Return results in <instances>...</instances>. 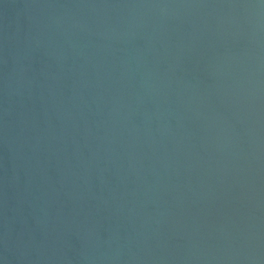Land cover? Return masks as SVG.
Returning <instances> with one entry per match:
<instances>
[{
	"label": "water",
	"instance_id": "1",
	"mask_svg": "<svg viewBox=\"0 0 264 264\" xmlns=\"http://www.w3.org/2000/svg\"><path fill=\"white\" fill-rule=\"evenodd\" d=\"M0 264H264V0H0Z\"/></svg>",
	"mask_w": 264,
	"mask_h": 264
}]
</instances>
